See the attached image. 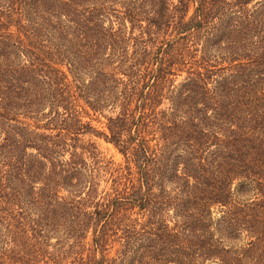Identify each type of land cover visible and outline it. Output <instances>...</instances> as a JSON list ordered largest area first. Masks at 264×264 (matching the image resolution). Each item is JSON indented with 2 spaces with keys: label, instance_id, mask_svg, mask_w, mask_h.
Returning <instances> with one entry per match:
<instances>
[{
  "label": "trees",
  "instance_id": "trees-1",
  "mask_svg": "<svg viewBox=\"0 0 264 264\" xmlns=\"http://www.w3.org/2000/svg\"><path fill=\"white\" fill-rule=\"evenodd\" d=\"M0 264H264V0H0Z\"/></svg>",
  "mask_w": 264,
  "mask_h": 264
},
{
  "label": "rangeland",
  "instance_id": "rangeland-1",
  "mask_svg": "<svg viewBox=\"0 0 264 264\" xmlns=\"http://www.w3.org/2000/svg\"><path fill=\"white\" fill-rule=\"evenodd\" d=\"M91 120V125H93V127L99 129V130H103L104 129V119H98L95 116H92ZM89 120V119H88ZM92 140L95 141V143L97 144V147L99 149V151L102 152L103 156L108 159L111 158L114 162L119 163L122 161V156L121 154L117 151V149L109 142H106L102 137H92Z\"/></svg>",
  "mask_w": 264,
  "mask_h": 264
}]
</instances>
